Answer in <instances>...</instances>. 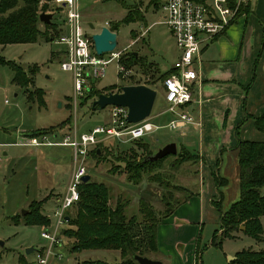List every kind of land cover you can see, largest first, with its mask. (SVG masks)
Here are the masks:
<instances>
[{"label": "rangeland", "instance_id": "rangeland-1", "mask_svg": "<svg viewBox=\"0 0 264 264\" xmlns=\"http://www.w3.org/2000/svg\"><path fill=\"white\" fill-rule=\"evenodd\" d=\"M163 1L78 0L82 21L89 34L98 32L102 26L108 27L118 23L116 50L126 49L123 51L126 55L120 63L132 72L128 79H123L122 76H118L117 61H111L106 66L105 75L92 80L97 90L115 88L132 82L149 84L153 79L156 80L159 74L165 73L173 66L179 50L170 29L163 22ZM48 5L49 9L60 6L53 1ZM127 8L131 13L139 12L143 18L136 17L133 21L122 22L128 12ZM52 20L65 29L63 6H60L59 12L54 14ZM87 22L94 24V31L88 28ZM62 49V45L46 40L44 36H39L33 43L0 45V57L20 66L27 80L31 77V81L26 83V86L17 85L12 81L13 69L7 64L0 63V264H38L37 253L45 254L49 243L41 237V231L56 221L54 212L60 206V200L67 190L71 176L73 165L71 148L62 145L37 147L23 145L27 137H30L29 133L50 128L47 134L59 133L58 139L62 137L60 139L62 140L65 135H72L74 131L79 135L95 126L106 124L109 120V106L102 110L91 109V103L96 96L82 105H79L80 98H78L74 105L72 74L60 68ZM129 51H135L139 58H143L147 67L146 72L142 71L140 64L127 65L130 58L127 54ZM108 54L109 52L104 53L103 56L108 58ZM215 55L216 52L212 48L202 60L214 58ZM263 62L264 60L262 64ZM262 64L259 63L262 75L260 69H257L259 83L256 94L260 97H264V64ZM33 66L37 69L32 72ZM92 81L89 82L88 88L91 87ZM242 85L246 86L244 83ZM154 87L152 88L157 93L152 108L153 114L164 106L161 82H155ZM37 90L41 92L38 93ZM239 90L244 95L245 89L239 87ZM197 93L198 91L195 90L192 102L182 108V111L193 117H196L197 109L201 106L197 101ZM254 95V92H250L248 97ZM195 96L196 101L193 103ZM225 100H213L217 101L213 102V109L218 108L219 102L221 107L215 110L212 127L205 133V138L209 137L208 142L205 143L206 148L208 147L209 150L215 148L217 155L221 152L222 159L227 163L226 166L224 164L223 169H217L218 174L213 173L214 177H225L227 180L221 187L218 186L216 194L217 197L219 193L222 194V210L239 196L237 152L235 149L229 152V146L223 144L224 141L228 143L230 139V135L223 131L221 124L224 104L227 103ZM253 104L249 103L251 106L246 110L248 114L256 113L257 110L259 113L260 110L257 106L253 108ZM233 106L230 107L231 114L225 125L227 130L231 129V125L235 127L231 135L255 141L263 140L264 133L253 127L251 119L240 120V125L236 124L239 115L235 104ZM241 113H244V107ZM168 117L162 115L158 120L151 122L165 124ZM178 131H169L161 126L153 128L152 132L143 136L141 140L104 141L99 154L95 155L90 151L86 158V171L90 175V181L107 186L111 206L114 207L118 202L125 203L127 217L134 216L141 220L140 201L146 202L157 217H163L166 211H170L168 207L177 201L182 202L188 196V190L191 189L193 195L197 196L204 189L205 186L203 187L198 179L191 183V186L186 184V179L196 178L195 176L199 175L195 171L196 167L186 164L190 167L185 169L184 166L182 167L183 164L171 165L174 156L169 155L160 169L132 179V172L128 170V166L132 163L131 160H141L149 153L153 155L157 149L170 142L176 144L177 151L183 146L190 153L197 154L199 142L203 143L198 141L199 132L194 133L191 145L186 146L188 140L179 137ZM223 145L225 150H221ZM207 182L209 188L210 180ZM167 201H169L168 205ZM31 202L34 206L40 204L39 212L48 217L50 224L23 223L25 214L22 215L21 211L25 209L28 212ZM209 206V203L205 205L198 235L193 242L194 247L198 248L199 256L194 264H237L233 260L237 252L243 249L264 251V234L263 239L256 240L239 228L228 236L220 235L218 219L220 212L215 207L211 209ZM15 220L17 223H14ZM261 221L264 226V217ZM214 234L216 240L212 244ZM72 241L73 239L60 235L59 243L52 247V253L46 264H90L91 261L96 260L109 263L121 261L119 253L113 250L87 249L73 252L70 248ZM31 247L34 250L26 253V249Z\"/></svg>", "mask_w": 264, "mask_h": 264}, {"label": "trees", "instance_id": "trees-1", "mask_svg": "<svg viewBox=\"0 0 264 264\" xmlns=\"http://www.w3.org/2000/svg\"><path fill=\"white\" fill-rule=\"evenodd\" d=\"M44 1V2H43ZM53 0H0V45L11 43H33L39 36H44L46 40L54 41L62 28L52 19L49 23L41 22L39 14L41 12L51 13L53 16L59 12L60 6L49 9L48 3ZM153 1V0H152ZM156 1V0H155ZM205 1V0H197ZM230 8L236 6L237 0H226ZM128 9V8H127ZM240 11L238 5L237 11ZM238 11V12H239ZM126 13L122 22H130L137 18H143L139 12ZM53 18V17H52ZM118 24V23H117ZM117 24H111L110 30L115 31ZM127 54L130 58L127 62L128 66L140 64L142 71L146 72L147 67L143 58L138 57L135 51H129ZM124 52L120 56V62L123 61ZM1 64L9 65L14 72L13 83L26 86L31 81L25 78L24 70L11 61H6L0 57ZM146 68V69H145ZM33 66L31 71H35ZM173 68H169L165 73L159 74L156 80L145 84L154 87L155 82L160 81L163 88L164 80L173 72ZM153 77V76H152ZM85 91V95L80 97L79 105L86 103L89 99L97 97L100 93L120 90L117 88H107L97 90L93 85V81ZM131 84H140L132 82ZM40 93V90H37ZM253 125L257 130L264 129V111L258 116L253 117ZM49 129H41L30 132V136L47 134ZM135 139L136 140H141ZM99 143L92 153L99 154L101 145ZM237 179L239 185V197L227 209L222 210L221 201L215 200L212 205L219 210L220 235L228 236L234 230L244 226L243 232L250 235L256 240L263 239L264 226L261 218L264 217V140H242L238 139L237 145ZM172 155V154H169ZM167 155V156H169ZM152 154L141 160L133 159L129 164L128 170L132 172V179L142 177V174L160 169L165 157L157 160H150ZM171 165L177 166L186 161L197 160V154L190 153L183 146L177 151ZM138 175V176H137ZM216 185L222 183V179L215 176ZM79 199L66 210L65 228H62V236L73 239L71 251L80 252L87 249H104L117 251L121 257L120 262L109 263L102 260L91 261L90 264H138L133 255L146 256L150 258L151 254L157 251V225L162 217H157L152 208L144 201H140L139 212L141 220L134 216L127 217L125 214L126 204L116 203L113 207L110 205L109 189L102 183L90 181L81 182L78 185ZM220 196V195H219ZM34 206L30 203V209L23 217V223L27 225L50 224L47 216L42 215L40 204ZM169 201H167V205ZM179 204L177 201L170 208L169 212H165L167 216ZM72 211V212H71ZM67 219V220H66ZM17 220V219H16ZM15 220L14 223H17ZM216 240L214 234L212 244ZM151 253V254H150ZM152 259V258H151ZM237 264H264V251H253L243 249L236 254L233 260Z\"/></svg>", "mask_w": 264, "mask_h": 264}, {"label": "built area", "instance_id": "built-area-1", "mask_svg": "<svg viewBox=\"0 0 264 264\" xmlns=\"http://www.w3.org/2000/svg\"><path fill=\"white\" fill-rule=\"evenodd\" d=\"M53 2L63 6L65 10L66 27L54 41L63 46L60 68L72 74L74 105L77 99L84 95L90 81L105 75L106 66L111 61H117L118 76L123 79L131 76V70L120 63V56L126 49L115 48L109 52L108 58L95 54L91 36L82 21L78 0ZM162 9L163 22L170 29L179 50L171 67L174 71L163 82L165 112L169 114V119L163 126L169 131H180L187 125L195 124L193 116L182 111V108L192 101L193 85L198 79V67L201 62V49L225 31L235 17L236 9L230 8L226 0H164ZM126 117L125 107L110 106L108 123L95 126L87 132L77 135L74 131L72 135L68 134L60 141L53 137L54 134H41L27 137L22 143L34 147L68 145L72 149L73 166L70 180L60 200V206L54 212L56 221L41 231V237L49 243L45 254L37 253L38 264H46L52 247L59 243V236L65 225L66 210L79 199L78 185L87 174L85 163L89 152L106 140L132 141L143 138L152 132L153 128H158L151 122L150 116L138 123H129Z\"/></svg>", "mask_w": 264, "mask_h": 264}, {"label": "crops", "instance_id": "crops-1", "mask_svg": "<svg viewBox=\"0 0 264 264\" xmlns=\"http://www.w3.org/2000/svg\"><path fill=\"white\" fill-rule=\"evenodd\" d=\"M238 5L240 9H242L240 11L238 10L239 12L237 11ZM234 8L236 9V15L225 31L215 36L210 43L201 49L198 79L193 85V95L195 90L198 91L197 101L201 103V106L197 109L196 117H193L195 124L187 125L178 131V136L188 140V145L186 146H189L191 145L190 142L194 139V133L196 131L199 132L200 137L198 141H202L203 143L199 142L198 144V159L194 162L186 161L181 164H183L182 167L184 166L185 169L190 166H195V171L199 174L195 176L196 178L186 179V184H189L188 186H191V183L193 184L194 181L198 179V181L202 182L203 187H205L197 196L193 195V192L190 191L191 189L188 190V196L180 202L172 212L162 217L161 221L158 223L157 251L151 254L150 258L160 260L162 264L163 262H166V264H194V261L196 262V259L199 258L198 248L194 247L193 242L198 235L197 231L200 227L199 224L202 222L205 205L209 203V207L213 209V201L220 199L222 202V194L219 193V197H217L216 194L218 192V186L221 187L227 180L225 177L219 176L222 179V183L216 185L213 173L216 172L218 174L217 169H223L224 164L226 166L227 163L222 159L221 152L217 155L215 148L209 150L205 145L206 141L208 142L209 139V137L205 138V133H207V129L212 127V123L214 122L212 117L214 116L215 110L221 107L219 102L217 103L218 108L213 109V102H215L213 100L220 101L226 99L225 101L227 102L224 104L221 124L223 131H226L227 134L230 135L228 143L226 141L223 143L229 146V152L234 149L236 150L235 152H237L236 145L238 139L251 140L248 138H241L238 135L233 137L231 135V132L235 129L233 125H231V129H226L225 125H227L228 118L231 114V105L233 106V104H235L236 111L238 112L239 116L236 121L238 125H240L242 120L249 119L252 120L253 125V117L258 116L264 111V97H260L256 94L259 83V72L257 69H260L259 63L262 64V60H264V0H237ZM62 30L64 31V29ZM212 48L216 52L215 57L202 60L203 56L207 55ZM260 72L262 75V69H260ZM242 83L246 86L242 85ZM119 87L120 86L117 88ZM239 87L245 89L244 95L239 90ZM115 90L116 89H114V91ZM216 90L219 91L217 92ZM250 92H254L255 95L253 97H248ZM195 101L196 96L193 98V103ZM249 103H254L253 108L257 106V109L260 110L259 113H257L258 110L256 109V113L251 112L248 114L246 110L251 106ZM255 103L258 105H255ZM243 107L244 113H241ZM165 109L166 103L164 102L162 108L154 112V114L151 112V121L158 120L162 115H167L168 117L169 114L165 112ZM153 124L160 128L166 123L158 124L153 122ZM257 131L264 133V129ZM234 134H236L235 131ZM59 136V133L53 135L56 140L60 141L62 137L58 139ZM221 150H225L224 145ZM186 164L190 166H186ZM207 174L209 176H207ZM208 180H210L209 188L207 186L208 182L206 183ZM232 203H230L228 207ZM228 207H226V209Z\"/></svg>", "mask_w": 264, "mask_h": 264}, {"label": "water", "instance_id": "water-1", "mask_svg": "<svg viewBox=\"0 0 264 264\" xmlns=\"http://www.w3.org/2000/svg\"><path fill=\"white\" fill-rule=\"evenodd\" d=\"M52 17L53 15L51 13L41 12L39 14V20L45 23H49ZM87 26L90 30L94 31L95 27L92 22H87ZM90 36L93 42L94 52L97 55L112 52L116 48L117 34L107 26H102L98 32H93ZM156 93L155 89L146 84H125L120 87L119 91L98 94L91 103V109L102 110L107 106L125 107L127 109V121L129 123H138L151 115ZM176 153V144L170 142L157 149L149 158L150 160H157L169 154L174 155ZM89 178L90 175L85 174L82 177V182L88 181ZM26 212L27 210L23 209L21 214L24 215ZM240 228L243 230L244 226H240ZM33 250L34 248L32 247L27 248L26 253L32 252ZM133 259L138 264H162L160 260L137 254L133 255Z\"/></svg>", "mask_w": 264, "mask_h": 264}]
</instances>
